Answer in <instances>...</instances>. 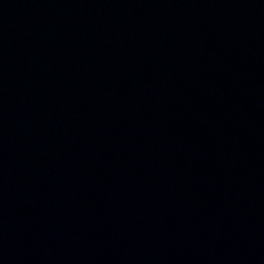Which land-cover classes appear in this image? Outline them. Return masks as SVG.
I'll use <instances>...</instances> for the list:
<instances>
[{
  "label": "water",
  "instance_id": "1",
  "mask_svg": "<svg viewBox=\"0 0 264 264\" xmlns=\"http://www.w3.org/2000/svg\"><path fill=\"white\" fill-rule=\"evenodd\" d=\"M0 264H264V0H0Z\"/></svg>",
  "mask_w": 264,
  "mask_h": 264
}]
</instances>
